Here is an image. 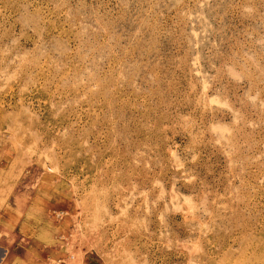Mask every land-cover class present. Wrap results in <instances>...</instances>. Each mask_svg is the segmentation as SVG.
<instances>
[{
    "label": "rangeland",
    "instance_id": "rangeland-1",
    "mask_svg": "<svg viewBox=\"0 0 264 264\" xmlns=\"http://www.w3.org/2000/svg\"><path fill=\"white\" fill-rule=\"evenodd\" d=\"M0 246L264 264V0H0Z\"/></svg>",
    "mask_w": 264,
    "mask_h": 264
},
{
    "label": "crops",
    "instance_id": "crops-1",
    "mask_svg": "<svg viewBox=\"0 0 264 264\" xmlns=\"http://www.w3.org/2000/svg\"><path fill=\"white\" fill-rule=\"evenodd\" d=\"M12 259L7 248L0 246V264H13Z\"/></svg>",
    "mask_w": 264,
    "mask_h": 264
}]
</instances>
